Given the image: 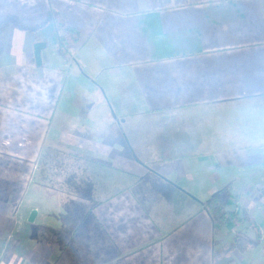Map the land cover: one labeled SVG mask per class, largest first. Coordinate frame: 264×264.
I'll return each instance as SVG.
<instances>
[{"label":"crops","instance_id":"0c3cea01","mask_svg":"<svg viewBox=\"0 0 264 264\" xmlns=\"http://www.w3.org/2000/svg\"><path fill=\"white\" fill-rule=\"evenodd\" d=\"M17 2L0 17V264H57L80 208L112 264H264V0ZM52 12L79 33L67 55ZM53 148L90 163L93 198L113 192L71 204V179L38 170ZM214 198L247 220L219 222Z\"/></svg>","mask_w":264,"mask_h":264},{"label":"rangeland","instance_id":"374dc122","mask_svg":"<svg viewBox=\"0 0 264 264\" xmlns=\"http://www.w3.org/2000/svg\"><path fill=\"white\" fill-rule=\"evenodd\" d=\"M15 2H17V0H0V17L3 15L5 10ZM58 19H60V21H64L60 17H58ZM60 31L65 35H69L70 33L67 31ZM67 49H69V46H67ZM47 152L49 155H51L50 157L47 155V157L50 158L49 162H47V164L44 163V160H41L38 165V170L45 171L48 169L47 173H51L50 175L54 176V179L58 181L66 180L67 178L71 179L72 184H70V188L68 189V192L71 193V196H73L71 204L76 202V205H80L78 202H81L82 198H85V200H104V196H106V194L113 192L114 188H110L109 185V192L106 191V193L104 192V195L93 198V193L94 195L95 193L97 194L98 189L103 185V182L101 178V181L98 180V174L95 176L91 175L90 170L92 171V169L89 166L90 163L79 156L67 154L58 149L53 148ZM50 166L53 168L49 169ZM45 182L47 183L48 181H44V183ZM84 196H91V198H86ZM219 202L223 203L222 206L224 207V213L228 212V215H225L223 221L216 212V203L213 202L209 206L210 211L217 217L219 222L224 224L230 218L234 219L236 222H238L237 220L240 219L242 220L239 222L244 220L242 216H238L234 212L228 211L226 202L224 200L219 199ZM81 209L82 208H80L79 211H75L73 214L69 215V226L66 231L61 234L64 245L60 257L57 259V264H112L110 261H105L109 259L110 256L112 257L115 252L111 240L98 226L97 222H95L93 219L86 218L84 213L85 209ZM247 223L248 227L254 230L256 237H258L261 230L258 228L254 229L253 223Z\"/></svg>","mask_w":264,"mask_h":264},{"label":"trees","instance_id":"16d2710c","mask_svg":"<svg viewBox=\"0 0 264 264\" xmlns=\"http://www.w3.org/2000/svg\"><path fill=\"white\" fill-rule=\"evenodd\" d=\"M58 14L55 12H52V15H50L49 21H52L55 24V28H56V34H57V49L58 52L61 55H67L69 54V49H67V46H69L71 43L73 42H77L78 38H79V33L77 30H75L74 28L70 27L69 25H67L64 21H60V19H58ZM67 31L70 32L69 35H65L64 33H61V31ZM71 35V36H70ZM71 40H70V37ZM47 156V155H46ZM76 157V156H74ZM47 158V157H46ZM77 158V157H76ZM54 161V159H53ZM88 162V161H87ZM215 202L216 203V209H217V214L220 216V219L223 221L225 215H228V212L224 213V207L222 206L223 203L219 202L218 198H214L212 199L211 203ZM237 220L238 222L241 221ZM247 219L244 218L243 221H246ZM253 223V222H251ZM253 226L255 229H257L258 227L256 226V224L253 223ZM258 237H261V233L259 234Z\"/></svg>","mask_w":264,"mask_h":264},{"label":"water","instance_id":"95a60500","mask_svg":"<svg viewBox=\"0 0 264 264\" xmlns=\"http://www.w3.org/2000/svg\"><path fill=\"white\" fill-rule=\"evenodd\" d=\"M44 46V44H38L36 45V57L38 60L39 65L41 64V49Z\"/></svg>","mask_w":264,"mask_h":264}]
</instances>
